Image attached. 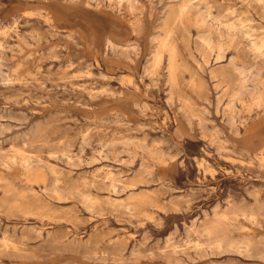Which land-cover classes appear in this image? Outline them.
<instances>
[{
  "label": "rangeland",
  "instance_id": "obj_1",
  "mask_svg": "<svg viewBox=\"0 0 264 264\" xmlns=\"http://www.w3.org/2000/svg\"><path fill=\"white\" fill-rule=\"evenodd\" d=\"M0 131V264H264V0H0Z\"/></svg>",
  "mask_w": 264,
  "mask_h": 264
},
{
  "label": "bare ground",
  "instance_id": "obj_2",
  "mask_svg": "<svg viewBox=\"0 0 264 264\" xmlns=\"http://www.w3.org/2000/svg\"><path fill=\"white\" fill-rule=\"evenodd\" d=\"M130 4H134V0H127ZM200 5V4H199ZM198 5V6H199ZM115 47V46H114ZM2 116V115H1ZM1 132V131H0Z\"/></svg>",
  "mask_w": 264,
  "mask_h": 264
}]
</instances>
